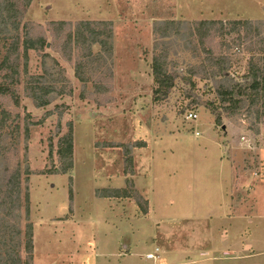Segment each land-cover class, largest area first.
<instances>
[{
	"label": "rangeland",
	"instance_id": "obj_1",
	"mask_svg": "<svg viewBox=\"0 0 264 264\" xmlns=\"http://www.w3.org/2000/svg\"><path fill=\"white\" fill-rule=\"evenodd\" d=\"M161 52L175 77L157 99ZM254 76L264 78V0H0V180L15 173L20 205L0 241L20 264L188 261L191 218L218 200H207L218 149L245 137L226 153L264 179V98L238 92ZM225 79L237 109L219 95Z\"/></svg>",
	"mask_w": 264,
	"mask_h": 264
},
{
	"label": "crops",
	"instance_id": "obj_2",
	"mask_svg": "<svg viewBox=\"0 0 264 264\" xmlns=\"http://www.w3.org/2000/svg\"><path fill=\"white\" fill-rule=\"evenodd\" d=\"M227 133H224V140L229 139ZM243 140H235L233 144L228 142L224 151L221 147L218 149L219 176L215 190L218 196L207 199L218 197V200L214 207L208 206L197 212L202 217L192 216L187 232L190 240L186 239L188 261L182 264H257L256 258L264 254V179L255 172V178H250L249 172L245 176L241 162L226 153L236 143L246 144L245 137ZM248 181L251 183L246 187ZM150 213L149 208L147 216ZM204 230L209 233L206 239L200 236ZM197 254L199 258L195 257Z\"/></svg>",
	"mask_w": 264,
	"mask_h": 264
},
{
	"label": "trees",
	"instance_id": "obj_3",
	"mask_svg": "<svg viewBox=\"0 0 264 264\" xmlns=\"http://www.w3.org/2000/svg\"><path fill=\"white\" fill-rule=\"evenodd\" d=\"M167 24L173 26L175 23H173L172 21H167ZM158 25H155V31H158V29L160 27L159 24L161 23H157ZM178 24H182L180 21L177 22ZM200 24H204L203 22H200ZM175 32H178V30H176ZM43 44V42H42ZM166 54L167 52H161L158 54H155V56H153L152 59V74H153V80L155 82V84L157 85L156 88L153 91V94L155 97H157V99H162L165 98L168 94V92L170 91V89L173 87L174 84V77L175 75L170 72L167 71V68H165V58H166ZM222 71V70H220ZM224 81H227L226 79L223 80V86L225 87L224 91H219V95L226 97V99L228 101L232 102V107L233 108H239L242 105H244V100L239 99V100H235L232 97H230V94H232V87L228 86V81L227 83H225ZM217 83V82H215ZM249 89L251 92L247 93L246 90L241 91V89H238L239 93H246L247 95H255V96H261L264 98V78H258L256 76H254L249 84ZM9 92L7 87L4 86H0V93H7ZM12 93V92H10ZM46 91L43 92L44 95H46ZM13 94V93H12ZM14 99V102L17 103V98L15 95L12 96ZM228 97V98H227ZM49 102V99H45L42 100L41 102L37 103L38 105H44L47 104ZM68 145H67V152L70 153L72 150L71 147V139L70 136L67 139ZM117 146H121L117 145ZM129 147L128 149L125 150V158H124V162L125 164H127V162L131 163L132 158L130 156V151H129ZM2 156V152L0 149V157ZM1 160V158H0ZM71 166V165H70ZM69 166V167H70ZM28 171L25 170V173H27ZM62 172L64 173L65 171L62 170ZM15 175V173L12 172V174L9 175L8 179H7V183H3L1 185V180H0V192L3 191L2 188L6 191L7 193V197L3 196L1 197V202H0V211L5 213V216L0 214V227H5L7 226V222H5L7 220V217H12V218H16L18 217V210L20 209V205H19V201L17 198V191H16V187H17V180L13 179V176ZM15 177H18V175L16 174ZM7 185V186H5ZM119 192L118 191H113V193H109L108 195H106L105 197H119L118 196ZM125 194V192H124ZM121 195V196H125V195ZM6 195V194H5ZM27 196V195H26ZM148 212V210L143 211L142 214H146ZM28 217V204H27V197H26V205H25V218L27 219ZM28 220V219H27ZM0 232H2L0 230ZM3 238V240L0 241V264H20L21 261H19L18 259H16V248H14V244L8 243V238L6 237V235L2 234L1 236ZM25 243L27 244L26 250H27V254L28 259L31 257V252H32V244H31V237H32V233H31V224L30 222L27 223V231L25 232ZM26 264H28L26 262Z\"/></svg>",
	"mask_w": 264,
	"mask_h": 264
},
{
	"label": "built area",
	"instance_id": "obj_4",
	"mask_svg": "<svg viewBox=\"0 0 264 264\" xmlns=\"http://www.w3.org/2000/svg\"><path fill=\"white\" fill-rule=\"evenodd\" d=\"M187 117L189 119L196 118V114L194 112H189L188 115H187ZM146 258H148V259H155L156 256L153 253H147L146 254Z\"/></svg>",
	"mask_w": 264,
	"mask_h": 264
}]
</instances>
